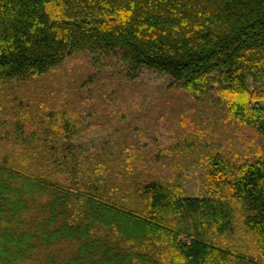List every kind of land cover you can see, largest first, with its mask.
Instances as JSON below:
<instances>
[{"label": "trees", "instance_id": "trees-1", "mask_svg": "<svg viewBox=\"0 0 264 264\" xmlns=\"http://www.w3.org/2000/svg\"><path fill=\"white\" fill-rule=\"evenodd\" d=\"M111 58L178 94L150 135ZM0 264H264V0H0Z\"/></svg>", "mask_w": 264, "mask_h": 264}, {"label": "rangeland", "instance_id": "rangeland-1", "mask_svg": "<svg viewBox=\"0 0 264 264\" xmlns=\"http://www.w3.org/2000/svg\"><path fill=\"white\" fill-rule=\"evenodd\" d=\"M79 56L83 57L81 55ZM73 58H75V55ZM105 60L106 67L103 69V74H100L101 82L107 84L109 90H113L114 87H116L112 85L114 83L120 87L122 86L120 89H123L126 94L124 98L118 95L119 101L122 99L121 101L125 100L130 103L129 107H127V109L125 108L124 110V113L126 114L124 115V119H127L128 121L135 115L139 116L137 122L132 123V125L143 130L146 133L144 135H150L149 133L154 129L161 128L162 119L157 117V109H160L161 107L164 109L168 105L170 100L167 98L168 95L174 100V102L176 101L178 105L182 104L181 101H178L179 96H176L178 94L171 93L168 90L167 84L169 83V78L167 76L150 69L143 68L142 72L135 80L129 81L125 77L126 75L123 69H120L122 66L115 59L111 58ZM84 62L86 63L87 61L84 60ZM85 63L78 64L79 66H83ZM64 71L65 66L60 70L59 74L62 76L65 74ZM78 72L81 74V76L85 74L81 73L83 72L82 70H78ZM69 73H73L72 69L71 72L69 71ZM77 78H80V75L77 76ZM61 81L62 85H68L70 83V79L67 76H62ZM93 95L94 97L96 96V94ZM117 102L118 99L113 101L115 104ZM170 110L171 109H169L168 112H170ZM177 112L178 109L175 112H172L173 116L178 114ZM202 114H200L201 118L199 119L198 124L200 123L202 128H207L210 131L208 123L203 122L202 120ZM179 117H181V115ZM192 119L194 121L193 115ZM187 127H189V125H187ZM217 129L218 128L214 127L212 131L217 132ZM89 130L91 132L90 135H93L97 140H102L105 137V132H102L103 130H100L99 126H92ZM208 133L211 134V132ZM201 172L202 169L197 166L194 175L189 176L185 183H183L184 187L191 195L199 194L202 189L200 183ZM182 239L184 240V237H182Z\"/></svg>", "mask_w": 264, "mask_h": 264}]
</instances>
